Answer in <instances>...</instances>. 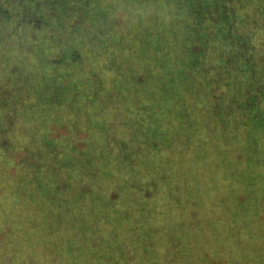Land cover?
Masks as SVG:
<instances>
[{
	"label": "trees",
	"instance_id": "trees-1",
	"mask_svg": "<svg viewBox=\"0 0 264 264\" xmlns=\"http://www.w3.org/2000/svg\"><path fill=\"white\" fill-rule=\"evenodd\" d=\"M0 264H264V0H0Z\"/></svg>",
	"mask_w": 264,
	"mask_h": 264
},
{
	"label": "rangeland",
	"instance_id": "rangeland-1",
	"mask_svg": "<svg viewBox=\"0 0 264 264\" xmlns=\"http://www.w3.org/2000/svg\"><path fill=\"white\" fill-rule=\"evenodd\" d=\"M55 129V134H60V133H62V128H60V127H57V128H54ZM3 237H1V239H2Z\"/></svg>",
	"mask_w": 264,
	"mask_h": 264
}]
</instances>
